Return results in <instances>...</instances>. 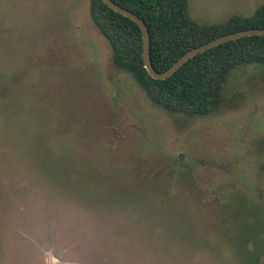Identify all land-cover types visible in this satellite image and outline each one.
Returning <instances> with one entry per match:
<instances>
[{"label":"rangeland","instance_id":"374dc122","mask_svg":"<svg viewBox=\"0 0 264 264\" xmlns=\"http://www.w3.org/2000/svg\"><path fill=\"white\" fill-rule=\"evenodd\" d=\"M263 71L233 69L213 113H170L114 66L89 0H0V264H242L248 237L264 264Z\"/></svg>","mask_w":264,"mask_h":264},{"label":"trees","instance_id":"16d2710c","mask_svg":"<svg viewBox=\"0 0 264 264\" xmlns=\"http://www.w3.org/2000/svg\"><path fill=\"white\" fill-rule=\"evenodd\" d=\"M113 1L145 22L149 32L150 59L157 71L166 70L188 50L218 36L249 28H264V4L249 15L232 14L220 22L201 23L190 15L188 0ZM89 13L110 47L114 66L129 74L151 103L170 113L186 116L213 113L223 103V86L233 69L253 64L264 68V35H251L198 53L171 76L154 79L144 67L139 26L109 8L103 0H89ZM245 240L250 250L239 253L241 261L242 264H252L251 239Z\"/></svg>","mask_w":264,"mask_h":264},{"label":"water","instance_id":"95a60500","mask_svg":"<svg viewBox=\"0 0 264 264\" xmlns=\"http://www.w3.org/2000/svg\"><path fill=\"white\" fill-rule=\"evenodd\" d=\"M103 2L115 12L120 13L121 15L131 19L134 21L140 28L142 33V57L144 62V67L147 70L148 74L154 79H164L171 76L184 62H186L189 58L195 56L198 53L204 52L210 48H213L223 42L245 37L251 35H264V28H249L244 30H238L235 32L223 34L210 40L207 43H204L200 46H196L187 52H185L182 56H180L169 68L164 71H157L153 67L150 59V40H149V32L145 22L133 12L121 7L113 0H103Z\"/></svg>","mask_w":264,"mask_h":264}]
</instances>
